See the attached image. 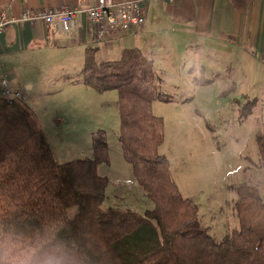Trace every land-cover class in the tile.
<instances>
[{
    "label": "trees",
    "instance_id": "trees-1",
    "mask_svg": "<svg viewBox=\"0 0 264 264\" xmlns=\"http://www.w3.org/2000/svg\"><path fill=\"white\" fill-rule=\"evenodd\" d=\"M82 76L99 93L118 92V141L153 207H103L109 181L97 166L108 157L106 138L94 140L93 158L57 164L34 110L0 94V264H40L49 254L64 264H264V198L256 187H237L239 228L217 241L173 180L159 152L163 120L151 112L153 102L171 98L158 89L153 61L138 48L114 62L86 49ZM256 142L264 165V131Z\"/></svg>",
    "mask_w": 264,
    "mask_h": 264
},
{
    "label": "rangeland",
    "instance_id": "rangeland-1",
    "mask_svg": "<svg viewBox=\"0 0 264 264\" xmlns=\"http://www.w3.org/2000/svg\"><path fill=\"white\" fill-rule=\"evenodd\" d=\"M88 49L97 58V48ZM182 65L185 70L187 64ZM201 65L190 63L181 72L179 68L180 76L154 66L158 89L171 101L153 102L151 112L163 120L159 152L170 161L173 180L183 197L198 205L201 225L221 241L239 228L234 210L237 187L252 185L264 198V165L256 142V135L264 131V99L241 94L228 74ZM56 77L51 83L60 88L62 82ZM86 80L82 71L65 78L82 85L67 97L72 102L66 108L38 94L33 102L30 95L18 101L34 110L57 164L93 158L94 140L104 136L108 157L98 164L97 172L109 183L102 206L143 213L153 203L123 157L118 92L99 93ZM76 212L77 207L67 211L69 217Z\"/></svg>",
    "mask_w": 264,
    "mask_h": 264
},
{
    "label": "crops",
    "instance_id": "crops-1",
    "mask_svg": "<svg viewBox=\"0 0 264 264\" xmlns=\"http://www.w3.org/2000/svg\"><path fill=\"white\" fill-rule=\"evenodd\" d=\"M114 1H140L145 22L98 39L84 12L96 0H0V11L13 15L67 9L75 12L77 23L72 35L42 23L8 27L0 35V91L6 78L11 87L29 89L31 102L47 97L66 108L72 102L67 97L81 84L64 80L81 73L91 46L98 61L117 60L123 49L138 48L152 55L155 69L179 76L183 63L187 70L198 62L228 74L241 94L264 99V0ZM53 76L62 82L60 88L51 83Z\"/></svg>",
    "mask_w": 264,
    "mask_h": 264
},
{
    "label": "built area",
    "instance_id": "built-area-1",
    "mask_svg": "<svg viewBox=\"0 0 264 264\" xmlns=\"http://www.w3.org/2000/svg\"><path fill=\"white\" fill-rule=\"evenodd\" d=\"M94 36L105 38L116 30L128 31L140 28L145 17L140 1L116 2L114 0H96V3L84 10ZM55 25L64 35L75 32L76 14L67 9L31 11L26 10L20 15L0 11V35L10 26L21 24ZM0 94L9 100H24L28 93L24 88L11 87L6 78L1 80Z\"/></svg>",
    "mask_w": 264,
    "mask_h": 264
},
{
    "label": "clouds",
    "instance_id": "clouds-1",
    "mask_svg": "<svg viewBox=\"0 0 264 264\" xmlns=\"http://www.w3.org/2000/svg\"><path fill=\"white\" fill-rule=\"evenodd\" d=\"M40 264H64V261L55 254H49L41 258Z\"/></svg>",
    "mask_w": 264,
    "mask_h": 264
}]
</instances>
